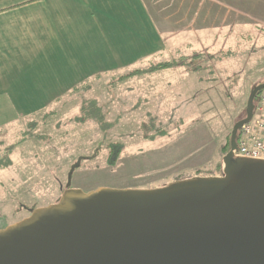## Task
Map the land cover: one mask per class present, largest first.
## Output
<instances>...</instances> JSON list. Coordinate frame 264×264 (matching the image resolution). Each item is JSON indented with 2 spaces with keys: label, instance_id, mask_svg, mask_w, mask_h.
<instances>
[{
  "label": "rangeland",
  "instance_id": "1",
  "mask_svg": "<svg viewBox=\"0 0 264 264\" xmlns=\"http://www.w3.org/2000/svg\"><path fill=\"white\" fill-rule=\"evenodd\" d=\"M184 63L136 72L156 74L149 78H134L131 71L93 78L87 91L12 124L6 122L15 118L14 111L2 116L0 110V229L54 204L78 158L84 159L71 187L86 192L221 176L233 124L244 114L251 87L264 80V45L228 46L211 59L205 56L195 76L174 73L173 87L167 86L168 73L160 72ZM92 101L101 109V126L92 119L76 121ZM111 144L122 148L113 164Z\"/></svg>",
  "mask_w": 264,
  "mask_h": 264
},
{
  "label": "water",
  "instance_id": "2",
  "mask_svg": "<svg viewBox=\"0 0 264 264\" xmlns=\"http://www.w3.org/2000/svg\"><path fill=\"white\" fill-rule=\"evenodd\" d=\"M262 91L233 124L221 176L86 192L71 187L78 158L54 204L0 229V264H264V160L233 155Z\"/></svg>",
  "mask_w": 264,
  "mask_h": 264
},
{
  "label": "crops",
  "instance_id": "3",
  "mask_svg": "<svg viewBox=\"0 0 264 264\" xmlns=\"http://www.w3.org/2000/svg\"><path fill=\"white\" fill-rule=\"evenodd\" d=\"M240 45H264V0H0V110L12 124L93 78L185 61L160 72L173 87L174 73Z\"/></svg>",
  "mask_w": 264,
  "mask_h": 264
},
{
  "label": "built area",
  "instance_id": "4",
  "mask_svg": "<svg viewBox=\"0 0 264 264\" xmlns=\"http://www.w3.org/2000/svg\"><path fill=\"white\" fill-rule=\"evenodd\" d=\"M251 120L238 131L234 157L264 160V91L254 102Z\"/></svg>",
  "mask_w": 264,
  "mask_h": 264
},
{
  "label": "trees",
  "instance_id": "5",
  "mask_svg": "<svg viewBox=\"0 0 264 264\" xmlns=\"http://www.w3.org/2000/svg\"><path fill=\"white\" fill-rule=\"evenodd\" d=\"M169 66H170L169 63L160 64L159 66L153 67L152 71L157 70V69H165V68H168ZM81 113H82V116L80 118H77L76 121L84 122L85 119H92L94 121H97L100 124V126L103 125V122H104L103 115H102L101 109L97 106L95 101H92V103L87 109L83 107L81 110ZM121 149L122 148L120 145H116V144L110 145L109 162L111 164L115 163V161L118 160ZM224 150L225 152L229 150V142L227 143ZM8 163L9 162L7 161V164Z\"/></svg>",
  "mask_w": 264,
  "mask_h": 264
}]
</instances>
